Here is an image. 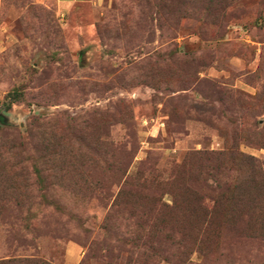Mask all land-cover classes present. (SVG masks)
I'll return each mask as SVG.
<instances>
[{
  "label": "rangeland",
  "instance_id": "1",
  "mask_svg": "<svg viewBox=\"0 0 264 264\" xmlns=\"http://www.w3.org/2000/svg\"><path fill=\"white\" fill-rule=\"evenodd\" d=\"M221 186H264V0H0V261L264 264Z\"/></svg>",
  "mask_w": 264,
  "mask_h": 264
},
{
  "label": "trees",
  "instance_id": "2",
  "mask_svg": "<svg viewBox=\"0 0 264 264\" xmlns=\"http://www.w3.org/2000/svg\"><path fill=\"white\" fill-rule=\"evenodd\" d=\"M234 148V157L241 156V163L247 164L250 168H258L256 158L251 156H247L242 154ZM243 158V159H242ZM259 187V188H258ZM190 188L187 186V189ZM256 189H261L263 191L262 194H258L255 196ZM210 190L216 194L218 200L217 202H222L225 204H231L234 207L233 213L228 215L225 218V221L234 222V218L240 217L242 212H238L236 209H240L241 211H250L252 206L257 209L258 205L264 203V186H221V187H211ZM250 191V192H248ZM254 191V192H253ZM254 210V211H255ZM247 214L243 213V217H246ZM28 230V227L26 228ZM218 232H221V229H218ZM0 264H47L42 261H34L33 259H7L0 261Z\"/></svg>",
  "mask_w": 264,
  "mask_h": 264
},
{
  "label": "crops",
  "instance_id": "3",
  "mask_svg": "<svg viewBox=\"0 0 264 264\" xmlns=\"http://www.w3.org/2000/svg\"><path fill=\"white\" fill-rule=\"evenodd\" d=\"M76 260H75V257L71 256L70 258V264H76Z\"/></svg>",
  "mask_w": 264,
  "mask_h": 264
}]
</instances>
